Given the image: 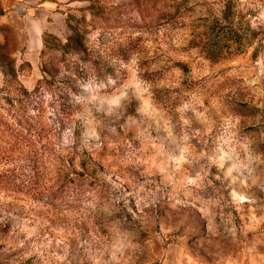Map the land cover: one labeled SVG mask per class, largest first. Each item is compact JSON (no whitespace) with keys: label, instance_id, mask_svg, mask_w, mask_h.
I'll return each instance as SVG.
<instances>
[{"label":"rangeland","instance_id":"1","mask_svg":"<svg viewBox=\"0 0 264 264\" xmlns=\"http://www.w3.org/2000/svg\"><path fill=\"white\" fill-rule=\"evenodd\" d=\"M17 1L0 0V264L264 254V0H52L37 49Z\"/></svg>","mask_w":264,"mask_h":264},{"label":"crops","instance_id":"2","mask_svg":"<svg viewBox=\"0 0 264 264\" xmlns=\"http://www.w3.org/2000/svg\"><path fill=\"white\" fill-rule=\"evenodd\" d=\"M17 2L22 4L23 15L29 17V20L34 23V26L31 27V38L34 39V49H37L41 46V42H39L37 37H40L41 32L47 29L46 26L41 24L46 23L49 16L56 15L59 17L62 16V13L56 9L57 3L52 0H18ZM183 259V256L177 254L167 255L160 264H199L194 261L185 262ZM226 264H264V254H239Z\"/></svg>","mask_w":264,"mask_h":264},{"label":"trees","instance_id":"3","mask_svg":"<svg viewBox=\"0 0 264 264\" xmlns=\"http://www.w3.org/2000/svg\"><path fill=\"white\" fill-rule=\"evenodd\" d=\"M40 86V85H39ZM25 93H27V91L24 90Z\"/></svg>","mask_w":264,"mask_h":264}]
</instances>
